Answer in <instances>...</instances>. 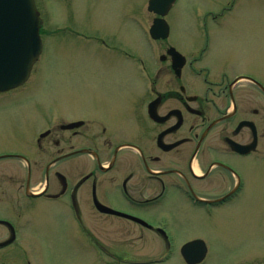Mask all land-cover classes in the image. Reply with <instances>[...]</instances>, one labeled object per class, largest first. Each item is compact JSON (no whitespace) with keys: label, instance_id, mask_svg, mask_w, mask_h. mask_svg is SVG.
<instances>
[{"label":"flooded vegetation","instance_id":"obj_1","mask_svg":"<svg viewBox=\"0 0 264 264\" xmlns=\"http://www.w3.org/2000/svg\"><path fill=\"white\" fill-rule=\"evenodd\" d=\"M239 3L205 7L179 40L171 27L150 38L144 60L85 36L128 64L129 94L109 114L45 120L21 147H0V264L34 251L28 235L51 210L93 264H165L134 258L136 242L167 248L195 214L264 203L263 28L233 21ZM7 167L26 179L5 180ZM18 263L34 264L27 255Z\"/></svg>","mask_w":264,"mask_h":264},{"label":"rangeland","instance_id":"obj_2","mask_svg":"<svg viewBox=\"0 0 264 264\" xmlns=\"http://www.w3.org/2000/svg\"><path fill=\"white\" fill-rule=\"evenodd\" d=\"M35 1L44 28L43 53L26 86L0 94V147L8 151L21 147L23 136L44 125L45 120L102 116L118 110L125 101L129 89L123 86L131 78L128 72L132 70L126 62L121 64L113 59L105 47L95 46L96 42L85 36L99 38L103 44L113 43L119 50L144 59L151 43L145 33L153 19L146 10L149 0ZM217 1L178 0L167 18L171 36L179 40L187 27L202 19L200 14L205 7ZM240 1L233 21L245 26L256 23L263 28L259 36L264 38V0ZM245 34L255 36L249 32L236 35ZM108 74L116 78L113 86H108ZM130 84L134 85V81ZM3 177L7 181L25 180L26 172L20 167H7ZM43 181L42 176L38 177L37 183ZM261 195L264 197L262 192ZM183 210L182 214L189 219V212ZM209 218L195 214V220L189 221L183 234L172 238L176 245L204 239L210 247L205 264H246L244 261L253 262L256 253L263 250L262 259L252 264H264V203L233 204ZM38 222L39 228L36 226L27 238L33 239L30 248L34 251L9 252L7 264H19L26 255L34 264H93L87 252L74 248V239L64 237V218L56 211L51 210L48 215L41 213ZM150 240L146 247L136 242L134 258L152 259L163 252L162 242L158 248L157 239ZM178 248L168 254L167 264H183ZM13 254L18 262L11 261Z\"/></svg>","mask_w":264,"mask_h":264},{"label":"water","instance_id":"obj_3","mask_svg":"<svg viewBox=\"0 0 264 264\" xmlns=\"http://www.w3.org/2000/svg\"><path fill=\"white\" fill-rule=\"evenodd\" d=\"M175 0H151L150 11L164 16ZM167 24L155 22L154 38L165 36ZM43 49L40 17L35 0H0V93L18 88L29 79ZM207 252L203 241L183 248L191 264L201 262Z\"/></svg>","mask_w":264,"mask_h":264}]
</instances>
